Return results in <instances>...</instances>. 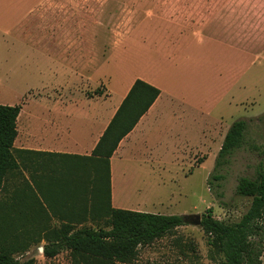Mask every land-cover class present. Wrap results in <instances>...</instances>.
Listing matches in <instances>:
<instances>
[{
	"label": "rangeland",
	"instance_id": "374dc122",
	"mask_svg": "<svg viewBox=\"0 0 264 264\" xmlns=\"http://www.w3.org/2000/svg\"><path fill=\"white\" fill-rule=\"evenodd\" d=\"M85 1L83 14L89 10V5L84 8ZM107 1L105 5L103 0L92 4L98 10L96 21L91 15H83L81 21V30L96 34L95 39L89 34L86 38L97 50L96 69L88 70L89 81L72 82L66 93L78 97L81 90L93 94L98 89L101 94H109L102 99L109 106L132 77L147 74L154 78L163 98H173L172 105L167 103L163 109L180 113L183 122L181 129L178 121L170 131L162 132L163 139L156 150L162 164L155 174L150 173L147 163L132 172L128 164L132 163L123 162L125 175L120 180L115 178V197L120 203H144L141 211L146 212L182 216L200 213L201 218L210 212L224 222L238 221L251 198L236 194L237 178L253 176L264 159V118H259L264 113V31L258 35L243 30L240 39L237 25L214 27L202 41L191 39L188 47H175L167 33L160 29L156 32L152 18L139 16L145 13L144 9H152L153 1ZM35 2L0 0V104H21L23 113L41 110L47 97L62 92L58 86L61 77L48 69L52 63L47 53L56 59L60 47L66 44L61 30L80 29L78 15L32 18L29 10L36 6ZM115 4L120 5L122 17L117 19L112 11L110 31L107 23L112 19L107 22L105 15L116 8ZM101 7L105 10L102 17ZM46 24L59 32L54 36L47 34ZM103 51L108 61L102 56ZM57 67L53 64L56 71ZM239 118L249 121L245 143L230 155L228 164L218 169L223 174L221 186L210 190L207 180L224 135ZM165 135L176 139L169 141ZM31 157L25 155V167L30 165L27 161L32 163ZM70 162L64 165L62 161L59 166L60 163L49 161L44 165L41 171H46V179H39L43 198L36 197L34 188H30L38 180L36 173L31 174L32 185L20 181L21 188L15 187L18 183L15 185L10 178L0 191L6 245L24 243V239L28 242L25 251L15 253L18 259L33 257L35 264H73L68 250L53 257L43 256L44 232L65 222H74L76 227H109V218L104 214L106 174L99 178L97 173L95 178L92 165L83 162L81 167L73 165L70 172ZM78 177L82 187L74 196V180ZM94 179L95 192L91 191ZM217 190L221 197L216 195ZM221 259L201 225L185 224L140 246L131 262L116 264H217Z\"/></svg>",
	"mask_w": 264,
	"mask_h": 264
},
{
	"label": "crops",
	"instance_id": "0c3cea01",
	"mask_svg": "<svg viewBox=\"0 0 264 264\" xmlns=\"http://www.w3.org/2000/svg\"><path fill=\"white\" fill-rule=\"evenodd\" d=\"M35 1L36 6L29 10L33 15L32 18L47 20L46 18L50 15H78L80 29L61 30L60 34L66 39V44L60 47L56 59L51 53H47L48 60L52 63L48 69L53 75L61 77L58 86L61 87L62 92L47 97L41 110L27 113L20 110L17 116V136L13 146L15 149L29 150L34 153L29 154L33 158L32 163L27 161L30 165L14 172L16 177L12 181L15 185L21 181L22 175L30 177L33 173L37 174L35 176H38V181L39 179L45 180L46 171H41V169L49 161L60 163L58 165L61 166L62 161L65 165L66 161L75 160V156H90L136 78L157 87L154 78L147 74H139L132 77L116 101L109 106H106L107 103L102 101L109 94H84L81 90L79 96L75 97L70 93H66L67 86L71 85L72 82L89 81L90 73L88 70L96 69L97 50L92 46V41L86 40L88 34L94 39L96 34L81 30L83 15H91L94 21L97 20L98 10L95 6L92 7L96 0H86L84 2V8H86L85 5H89V10L85 9L87 11L84 14L83 0ZM103 1H105L104 5L108 2L107 0ZM122 1L120 0V2ZM150 1H153L152 9H144L145 13L139 16L143 19L152 18L156 32H158L157 29H160V31L167 33L171 44L175 47L185 44L188 47L191 39L202 41L210 28L214 27L224 29L228 25L234 27L237 25L240 39L243 30H249V32L258 35L264 31V0ZM121 5L123 6V4ZM119 6L117 5L115 9L107 11L105 15L107 22L114 10L117 19L120 16L122 17V12L119 13ZM140 6L143 7V5ZM144 7L147 6L144 5ZM35 13L40 14L35 15ZM100 13L101 17L105 14L102 7ZM111 21L113 19L107 23V29L110 31H112V28H110ZM46 25L47 34L54 36L59 32L48 24ZM106 54L103 51L102 56L108 61ZM55 63L58 65L57 71L53 69ZM159 91L152 105L139 118L135 126L120 140L117 148L109 158L111 206L115 208L140 211L145 208L144 203H120L114 194L115 178L120 180L125 175L121 168L124 161L132 163H128L133 169L132 172H135L141 163H147L150 167V173L155 174L156 168L160 169V164H162L160 155L156 152L163 139L162 132L167 133L170 131L173 125L177 126L178 121L180 122V129L183 124L180 113L175 112L173 109H163L167 103L172 105L173 98L170 97L168 101L162 97L163 93L160 89ZM190 125H193L192 121ZM202 134L205 137L204 131ZM164 137L167 140L169 138L176 139V136L172 135H165ZM137 191H139L138 188Z\"/></svg>",
	"mask_w": 264,
	"mask_h": 264
},
{
	"label": "trees",
	"instance_id": "16d2710c",
	"mask_svg": "<svg viewBox=\"0 0 264 264\" xmlns=\"http://www.w3.org/2000/svg\"><path fill=\"white\" fill-rule=\"evenodd\" d=\"M159 89L150 83L136 78L122 99L113 117L108 123L98 143L90 156H75L68 170L72 172L73 165L81 167L82 162L90 163L99 178L106 174L107 208L104 214L109 218V227L79 226L74 222H65L58 228L44 232L42 238V254L53 257L62 250H68L72 255L73 264H116L131 262L140 246L146 245L162 237L174 228L187 224L182 215H169L140 210L115 208L111 206L109 158L117 148L120 140L135 126L139 118L148 110L159 94ZM93 94H101L98 89ZM21 104H0V191L11 178L16 177L17 170L26 168L24 157L34 153L29 150L15 149L13 146L17 136V116ZM264 118V113L261 117ZM249 121L239 118L232 122L226 131L214 167L209 175L207 184L210 190L219 188L223 174L218 169L228 164L230 155L245 143ZM264 154V151H263ZM83 164V165H84ZM104 167V171L101 169ZM21 175V172H20ZM34 177V176H33ZM30 177L22 175L21 181L31 183ZM97 178V177H95ZM216 181V183H214ZM96 179L91 191L95 192ZM20 181L18 185L20 186ZM75 196L82 187L79 177L75 178ZM36 197H44L40 181H33ZM29 186V185H28ZM23 187V186H22ZM17 188V191L22 189ZM26 188V187H25ZM24 188V190H25ZM100 189V188H99ZM16 192V191H15ZM237 195L250 197L246 212L238 221L224 222L208 212L201 218L203 231L208 234L211 246L222 256L217 264H262L264 251V159L259 162L253 176H239L235 186ZM218 197L222 193L215 192ZM18 194V193H17ZM23 196H26L23 191ZM101 190V196H102ZM40 200V199H39ZM106 210V211H105ZM0 215V264H35L33 257L24 260L15 256L16 252L25 251L24 243L6 245L4 228ZM81 259V262H78Z\"/></svg>",
	"mask_w": 264,
	"mask_h": 264
},
{
	"label": "water",
	"instance_id": "95a60500",
	"mask_svg": "<svg viewBox=\"0 0 264 264\" xmlns=\"http://www.w3.org/2000/svg\"><path fill=\"white\" fill-rule=\"evenodd\" d=\"M183 219L187 224H190V225L197 226L201 224L200 213H192V214L183 215Z\"/></svg>",
	"mask_w": 264,
	"mask_h": 264
}]
</instances>
